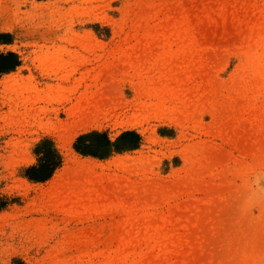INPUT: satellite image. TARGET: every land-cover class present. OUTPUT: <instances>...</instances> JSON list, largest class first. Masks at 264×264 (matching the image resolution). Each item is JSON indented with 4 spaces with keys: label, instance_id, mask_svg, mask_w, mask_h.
Here are the masks:
<instances>
[{
    "label": "rangeland",
    "instance_id": "374dc122",
    "mask_svg": "<svg viewBox=\"0 0 264 264\" xmlns=\"http://www.w3.org/2000/svg\"><path fill=\"white\" fill-rule=\"evenodd\" d=\"M10 51L0 264H264V0H0ZM43 139L62 162L34 181Z\"/></svg>",
    "mask_w": 264,
    "mask_h": 264
},
{
    "label": "trees",
    "instance_id": "16d2710c",
    "mask_svg": "<svg viewBox=\"0 0 264 264\" xmlns=\"http://www.w3.org/2000/svg\"><path fill=\"white\" fill-rule=\"evenodd\" d=\"M19 64V57L14 52L0 53V76L13 70ZM140 135L133 130L122 132L114 140L105 132L91 131L79 135L74 142V148L82 154H92L100 157L110 156L114 152L138 147ZM39 161L25 169V175L34 181H45L62 162V156L49 139H43L37 148Z\"/></svg>",
    "mask_w": 264,
    "mask_h": 264
},
{
    "label": "bare ground",
    "instance_id": "6f19581e",
    "mask_svg": "<svg viewBox=\"0 0 264 264\" xmlns=\"http://www.w3.org/2000/svg\"><path fill=\"white\" fill-rule=\"evenodd\" d=\"M87 129H89L87 126H84V127H82V129L81 130H83V131H85V130H87ZM78 134V132L77 133H75L74 135H72V136H70L69 138H67V139H64V137H62V135L60 134H58V135H56V137H58L59 138V143H60V145L62 146V148L63 149H69V144L72 142V140L75 138V136ZM69 152V151H68ZM67 152V155L69 154ZM71 152V151H70ZM72 153V152H71ZM75 161H77V162H80L79 160H76L75 159ZM255 182H256V185H258L259 186V189L261 190V192H263V194H264V172H261V174L259 173L257 176H256V178H255Z\"/></svg>",
    "mask_w": 264,
    "mask_h": 264
},
{
    "label": "crops",
    "instance_id": "0c3cea01",
    "mask_svg": "<svg viewBox=\"0 0 264 264\" xmlns=\"http://www.w3.org/2000/svg\"><path fill=\"white\" fill-rule=\"evenodd\" d=\"M86 131V130H85Z\"/></svg>",
    "mask_w": 264,
    "mask_h": 264
}]
</instances>
